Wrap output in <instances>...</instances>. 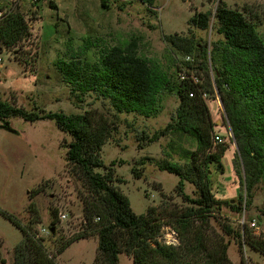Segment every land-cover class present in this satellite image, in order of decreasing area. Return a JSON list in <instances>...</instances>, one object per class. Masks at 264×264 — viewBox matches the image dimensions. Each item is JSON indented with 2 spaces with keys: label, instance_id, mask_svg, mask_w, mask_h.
I'll use <instances>...</instances> for the list:
<instances>
[{
  "label": "rangeland",
  "instance_id": "1",
  "mask_svg": "<svg viewBox=\"0 0 264 264\" xmlns=\"http://www.w3.org/2000/svg\"><path fill=\"white\" fill-rule=\"evenodd\" d=\"M30 2H0L4 13L10 9L22 12L31 32L14 48L0 46L3 59L0 98L28 111L45 109L46 113L68 115L91 112L97 118L106 117L112 135L101 155L107 168L116 162L114 185L129 197L137 214H146L149 208L155 207L156 215L164 224L159 242L180 246L178 233L166 223L169 217L163 213L166 208L180 212L192 204L178 190L180 177L161 171L158 166L160 161L188 165L184 152L196 148V142L188 134L177 131L161 134L173 122L180 104L178 95L162 94L158 113L150 118L139 113H119L110 99L95 92L79 97L80 92H72V86L62 77L58 61L69 62L77 57L82 63H97L110 48L135 43L139 54L166 72L172 81L179 78L178 66L198 80L195 73L199 74L203 80L206 73L198 69L202 60L177 54L166 36H188L210 47L212 42L223 39L215 23V14L221 5L243 12L264 35V0H156L151 7L141 0H107V6L102 0H43L35 5ZM208 11L212 13L211 26L201 30L191 19L195 13ZM182 62H189L195 69ZM211 76L214 77L212 70ZM204 98L216 124L215 135L223 140L220 144L230 147L223 157L224 171L212 167L211 183L219 203L206 225L210 227V234L229 243L228 256L233 264H243V259L245 264H264V254L253 250L248 243L243 244L242 252L239 241L223 231L226 224L237 232L242 228L244 233L248 225L255 239H264V180L254 188L248 206L244 203L241 211L232 207L240 206L242 195L248 199L243 183L245 172L238 171V145L223 100L218 93ZM7 120L15 132L1 128L0 118V210L13 215L23 226H33L38 236L46 239L50 252L57 254L63 241L84 234L88 227L85 201L94 198V194L67 163L66 146L72 136L62 131L55 120L30 122L21 117ZM220 144L214 142V147ZM97 171L107 172L102 168ZM185 192L192 198L201 195L191 183L186 184ZM54 223L58 233L52 238ZM22 240V230L0 212V245L5 264L14 263L15 247ZM98 256L99 238L94 234L75 239L65 252L58 254L57 260L60 264H101ZM119 264H134V260L124 252Z\"/></svg>",
  "mask_w": 264,
  "mask_h": 264
},
{
  "label": "trees",
  "instance_id": "2",
  "mask_svg": "<svg viewBox=\"0 0 264 264\" xmlns=\"http://www.w3.org/2000/svg\"><path fill=\"white\" fill-rule=\"evenodd\" d=\"M148 6L156 0H141ZM40 3V2H39ZM107 0H102L106 5ZM51 6L55 4L51 2ZM5 8L1 6L0 11ZM212 13H195L191 22L201 30L211 26ZM217 33L223 37L209 47L191 37L166 36V41L174 52L184 56H196L202 60L198 69L206 76L196 81L191 72H183L178 66V80L142 57L137 45L115 46L103 53L97 63H82L74 57L71 61L59 60L58 68L64 81L72 86L77 96L95 92L111 101L119 113H139L153 117L158 113L162 94L175 92L180 104L165 130L166 135L177 131L188 134L196 142L194 151L184 152L189 164L181 165L170 161H160L159 169L180 177L178 190L192 204L185 210L166 208V221L178 233L181 245L159 242L163 222L156 215L155 207L146 214H137L129 197L114 185V166L107 168L102 159V150L112 135V128L104 116L96 117L91 112L85 114H65L64 112L28 111L0 98V118L21 117L36 122L44 119L55 120L59 128L72 136L68 148L67 163L86 181L94 198L85 201L84 216L88 227L76 240L94 234L99 238V262L119 264L120 255L126 252L134 264H233L228 256L229 243L224 238L210 234L208 221L219 202L212 188V167L224 171L223 157L230 148L228 144L214 147V128L205 95L218 93L223 100L228 122L234 140L238 171L245 172L248 199L242 195L237 211L248 206L256 185L264 180V35L255 23L248 20L243 12L225 5L219 6L215 14ZM31 35L26 16L19 10L10 9L0 17V46L14 48ZM193 69L189 62H182ZM195 69V68H194ZM211 70L214 77L211 76ZM174 75V74H173ZM185 75V78H182ZM39 109V108H38ZM36 110V109H35ZM158 139L156 137L153 141ZM105 169L102 174L97 169ZM136 171V170H135ZM191 183L201 194L192 198L185 187ZM34 211V209H32ZM23 232V240L15 247L13 264H60L58 254L65 252L75 239L63 241L57 254L50 252L45 238L38 236L33 226H23L13 215L0 210ZM208 227V231L206 230ZM227 236H234L243 252V244L264 254V239L255 236L246 225L236 230L224 224ZM56 223L52 225L51 237L57 236ZM0 245V264H5ZM243 264L245 261L243 259Z\"/></svg>",
  "mask_w": 264,
  "mask_h": 264
},
{
  "label": "built area",
  "instance_id": "3",
  "mask_svg": "<svg viewBox=\"0 0 264 264\" xmlns=\"http://www.w3.org/2000/svg\"><path fill=\"white\" fill-rule=\"evenodd\" d=\"M4 1H7V2H18V0H0V2H4ZM31 2V5H35L39 2H42L43 0H30ZM4 14L3 11H0V17H2ZM189 59H191V57L189 56L188 57ZM2 62H3V59L0 57V65L2 66ZM182 78L184 79L185 78V75H182ZM195 80H198L196 78H194ZM214 142L216 144H220L223 142V140L221 139V137L219 135H214V138H213ZM63 217H66L65 215ZM253 226H256V223H253L252 224Z\"/></svg>",
  "mask_w": 264,
  "mask_h": 264
},
{
  "label": "water",
  "instance_id": "4",
  "mask_svg": "<svg viewBox=\"0 0 264 264\" xmlns=\"http://www.w3.org/2000/svg\"><path fill=\"white\" fill-rule=\"evenodd\" d=\"M2 122L3 123L1 124V128L7 129L11 132H15V130L11 127L10 122L8 120L2 119Z\"/></svg>",
  "mask_w": 264,
  "mask_h": 264
}]
</instances>
